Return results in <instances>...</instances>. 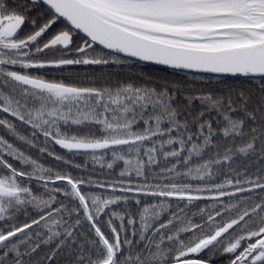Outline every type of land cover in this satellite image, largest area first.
I'll return each instance as SVG.
<instances>
[{
    "label": "snow or ice",
    "instance_id": "obj_1",
    "mask_svg": "<svg viewBox=\"0 0 264 264\" xmlns=\"http://www.w3.org/2000/svg\"><path fill=\"white\" fill-rule=\"evenodd\" d=\"M0 264H264V0H0Z\"/></svg>",
    "mask_w": 264,
    "mask_h": 264
},
{
    "label": "trees",
    "instance_id": "obj_2",
    "mask_svg": "<svg viewBox=\"0 0 264 264\" xmlns=\"http://www.w3.org/2000/svg\"><path fill=\"white\" fill-rule=\"evenodd\" d=\"M33 155H35V154L33 153Z\"/></svg>",
    "mask_w": 264,
    "mask_h": 264
}]
</instances>
